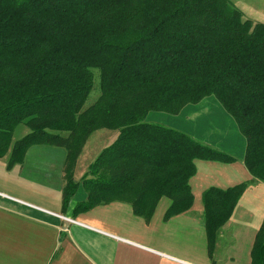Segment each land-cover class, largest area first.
I'll return each instance as SVG.
<instances>
[{
	"label": "trees",
	"instance_id": "trees-1",
	"mask_svg": "<svg viewBox=\"0 0 264 264\" xmlns=\"http://www.w3.org/2000/svg\"><path fill=\"white\" fill-rule=\"evenodd\" d=\"M94 69L99 92L87 105ZM206 95L234 119L244 164L264 182L263 22L229 0H0V157L11 166L33 145L64 147V208L82 184L76 212L118 198L148 217L162 196L166 214L189 209L196 161L234 159L145 118ZM19 124L30 130L14 141ZM100 127L115 135L76 181L72 166ZM245 186L204 190L208 227L226 221Z\"/></svg>",
	"mask_w": 264,
	"mask_h": 264
},
{
	"label": "crops",
	"instance_id": "crops-1",
	"mask_svg": "<svg viewBox=\"0 0 264 264\" xmlns=\"http://www.w3.org/2000/svg\"><path fill=\"white\" fill-rule=\"evenodd\" d=\"M211 97L187 104L175 116L149 112L145 118L188 132L234 159L220 167V161H196V172L189 180L192 206L178 213L166 214L171 199L162 196L148 217L134 213L125 202L75 215L76 204L88 196L83 185L64 212V147L33 145L22 163L11 166L9 154L0 157V264H264V234L259 237L264 182L248 171L243 161L245 138ZM182 117L192 120V125H179ZM209 119L216 126L207 131ZM210 133L214 140L206 137ZM78 176L77 169L76 181ZM239 183L246 186L232 213L218 228L208 227L204 190Z\"/></svg>",
	"mask_w": 264,
	"mask_h": 264
},
{
	"label": "rangeland",
	"instance_id": "rangeland-1",
	"mask_svg": "<svg viewBox=\"0 0 264 264\" xmlns=\"http://www.w3.org/2000/svg\"><path fill=\"white\" fill-rule=\"evenodd\" d=\"M229 2L231 3V5H233L235 8H237L238 10H240V12L242 13V17L244 19H248L252 22H263L264 23V0H229ZM98 81H99V71L98 69H94V89L92 90V92L90 93V96H89V99L87 101V105H89L91 102L93 103L98 92H99V89H98ZM209 96H212L211 98L217 102L221 107V103L216 99V97L214 95H206L204 97H202L199 101L195 102V103H187V104H197L199 103L201 100H203L204 98L208 97ZM214 97V98H213ZM212 100V101H213ZM213 101V102H214ZM186 104V105H187ZM184 105V106H186ZM183 106V107H184ZM182 107V108H183ZM181 108V110H182ZM223 108V107H222ZM224 109V108H223ZM181 110L177 113H169V112H165V111H149V112H161L163 114H167V115H178ZM225 110V109H224ZM226 111V110H225ZM148 112V113H149ZM227 114H229L227 111H226ZM229 116L231 117V115L229 114ZM174 119H176L175 117H173ZM156 119H159V117L157 116ZM177 120V119H176ZM212 119H209V121L206 122V130L209 131V126L212 125V126H216L214 125V123L212 121H210ZM234 120V119H233ZM146 121V119H145ZM179 125H187L188 126V123L187 122H190L189 126L192 125V120H187V118L185 119L184 117L180 118V121H179ZM234 122V121H233ZM159 125H162V126H165L163 123H157ZM167 127V126H166ZM238 129V127H237ZM29 127L25 124H19L15 131H14V135H13V140L16 141L17 139L23 137L27 132H29ZM188 130V129H187ZM194 130V128H193ZM226 131L225 128L221 129V128H218V131ZM239 130V129H238ZM181 131V130H180ZM185 134H187L188 132H184V131H181ZM240 132V131H239ZM112 133H115V129H110V128H107V127H100V128H96L94 129L90 134L89 136L87 137L86 141L84 142L80 152H79V155L78 157L76 158V162H75V166H72L73 167V171L76 173L77 172V169L79 170V178H78V181H81L82 179V174H84L85 172V169L86 171L88 170V167L89 165L94 161V158L96 157V154L98 150H100V147L106 142V140L108 139L109 135H111ZM241 133V132H240ZM189 135L191 138H193L194 140L204 144V145H207L205 144L203 141H199L197 140L196 137H194L193 135L191 136L189 133L187 134ZM241 136H243V134L241 133ZM206 137L209 138V139H215L213 138L214 137V134L210 133L209 135L206 134ZM243 138H245L243 136ZM245 143H246V139H245ZM108 144V143H107ZM105 146V145H104ZM210 146V145H209ZM215 146V145H214ZM211 147V146H210ZM212 148L213 145H212ZM200 159L197 160V162L199 161ZM220 164H218L217 166L220 167V166H224L226 165L227 163H224V162H219ZM70 165V164H69ZM84 171H83V170ZM66 174H64L65 176ZM76 176V174H75ZM75 179V178H74ZM257 179V178H255ZM259 180V179H258ZM82 185V184H80ZM79 185V186H80ZM84 187V186H83ZM79 188V187H78ZM77 188V189H78ZM85 189V188H84ZM86 190V189H85ZM77 191V190H76ZM87 192V191H86ZM76 193V192H75ZM75 195V194H74ZM73 195V196H74ZM72 196V197H73ZM72 199V198H71ZM88 199V196L85 200L83 201H87ZM71 201V200H70ZM83 201H80V202H83ZM78 202V203H80ZM111 202H125V203H128L130 206H131V202L130 201H127V200H124V199H118V198H114L110 201H102V202H99V203H96L93 207H91L90 209L94 208L95 206H99V205H105V204H108V203H111ZM70 203V202H69ZM69 203L67 204V206L64 208V202H63V209H64V212L66 211ZM78 203L76 204V206L78 205ZM76 206L73 210L74 214H78L82 211H78L76 212ZM132 207V206H131ZM88 209V210H90ZM86 210V211H88ZM133 211V209H132ZM84 212V211H83ZM75 221V220H74Z\"/></svg>",
	"mask_w": 264,
	"mask_h": 264
}]
</instances>
